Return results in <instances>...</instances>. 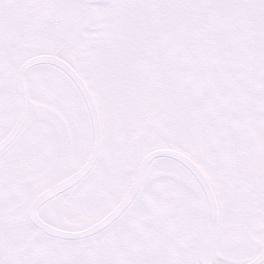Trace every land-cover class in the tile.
Listing matches in <instances>:
<instances>
[{
    "label": "snow or ice",
    "instance_id": "obj_1",
    "mask_svg": "<svg viewBox=\"0 0 264 264\" xmlns=\"http://www.w3.org/2000/svg\"><path fill=\"white\" fill-rule=\"evenodd\" d=\"M44 8L61 15L63 53L23 49L29 20ZM149 9L242 10L256 46L234 67L222 62L219 38L186 52L158 98L122 109L111 82L135 72L133 50L111 62L110 42L101 39L82 64L72 40L101 10ZM161 104L201 125L179 154L153 143ZM45 141L57 150L42 155L38 183L12 192L11 173L29 171L25 157ZM10 200L30 229L58 245L106 237L141 208L158 228L179 207L177 238L163 251L137 247L111 264H264V0H0V264H87L18 255ZM66 218L73 227L61 231ZM221 246L226 261L217 258Z\"/></svg>",
    "mask_w": 264,
    "mask_h": 264
},
{
    "label": "rangeland",
    "instance_id": "obj_2",
    "mask_svg": "<svg viewBox=\"0 0 264 264\" xmlns=\"http://www.w3.org/2000/svg\"><path fill=\"white\" fill-rule=\"evenodd\" d=\"M146 10H103L102 14H105L106 16L103 17H90L92 20V23L97 24L98 28L93 33H89L87 36V39H85L84 42L79 44L78 51H81V53L78 54L77 60L82 64H87L88 62V51L89 48L95 44L96 41L101 39H107L110 42V47L108 50V58L110 61L117 63L120 61V59H115L113 57V50L119 46L115 40L116 35L118 34H131L133 32H137L140 27L137 25V18L135 20H131L129 17H141L138 15L146 14ZM248 23V17L242 19L241 24L237 25L238 28L241 30H245L246 25ZM229 31V29H228ZM246 32V31H245ZM239 36L243 33L239 31ZM203 39V38H202ZM244 46H241L240 48H243ZM201 50V49H200ZM244 51V50H243ZM236 52V50H234ZM85 56V57H84ZM144 59L148 60V55H143ZM151 58H153V53H151ZM136 63H139L136 61ZM138 78L141 79V83L139 84H133L128 83L129 79L132 81L136 80L133 79V77L127 79L125 75L120 76L118 79L112 81L111 87L116 93L117 96V104L122 109H130L135 104L143 101V100H154L158 98L160 95H153L152 89H151V80L153 79V75H150V71L147 69H144L143 72L138 73ZM135 82V81H134ZM46 83V80L44 81ZM116 88L117 91L114 89ZM101 109H103V103L101 101ZM157 110L160 112L159 116V123L158 126L154 128L153 130V142L157 141H169L173 142L174 144L180 146L186 143L187 137L191 134V132H194V127L188 124L187 127H185V122L182 123L180 120L179 115H168L166 106L163 104L159 105ZM184 124V126H183ZM49 123L47 121H42L40 124L41 128H47L49 127ZM183 126V127H182ZM51 127V126H50ZM201 125H196V131H201ZM55 142H42L41 144L37 145L36 149L34 150V153L29 154L25 157V160L23 161V167L29 169V171L21 172L19 170H13L9 177V186L10 190L12 192H15L17 190H21L19 188V184L22 179H31V183L29 182L27 184V188H32L41 178L42 169L40 166V161L42 155H46L49 153H52V149L54 148ZM43 174V173H42ZM168 197H164L161 201V203H164V200H167ZM139 211L142 213L141 215H144L145 213L144 209L141 208ZM178 216L179 215V207L176 209ZM9 217V224L11 226L12 232H13V248L14 250L19 247L20 244L23 243L24 239H26L25 242V250L26 253L24 254H31V255H42V259L45 260H65L67 255L70 254L72 257L73 254L77 253H85L86 255L90 254H96L99 252L98 246L95 245L94 250H92V246H86L84 243L79 244L77 249H73L71 246L69 248L63 249L61 247L60 249L54 250L51 243L44 242L42 239H37L33 241L32 244H29L28 242L32 240L31 234L33 233V230L30 229L26 223L22 220V217L20 215V205L15 200H10L9 206H8V213ZM67 219V218H66ZM151 221L153 222V217L151 215ZM70 220V219H68ZM71 221V220H70ZM139 221H136L138 223ZM151 228V226L149 225ZM155 232H157V238L162 237L161 234L158 233V229L152 228ZM158 230V231H157ZM25 235V236H24ZM28 243V244H27ZM38 245V246H37ZM146 247L153 248V249H159L163 251L165 249V245L155 243L154 245L144 244ZM142 247L141 245H137L134 248ZM37 248V249H36ZM116 248V247H115ZM115 248H112L111 250H115ZM130 249V251L127 253V256L129 253L134 249ZM41 249H43V252H41ZM222 252L227 253L223 246H221ZM52 250L53 252L51 254H47L48 251ZM110 250V251H111ZM30 251V252H29ZM113 252V251H112ZM99 253H102L100 251ZM66 255V256H64ZM108 256V255H107ZM111 260L110 257L108 256ZM85 259H91L90 257H86ZM93 262V261H91ZM104 262V261H103ZM95 264V263H94ZM104 264V263H103Z\"/></svg>",
    "mask_w": 264,
    "mask_h": 264
},
{
    "label": "flooded vegetation",
    "instance_id": "obj_3",
    "mask_svg": "<svg viewBox=\"0 0 264 264\" xmlns=\"http://www.w3.org/2000/svg\"><path fill=\"white\" fill-rule=\"evenodd\" d=\"M202 10L203 13L208 12L210 13L213 10H206V9H192V10H161V9H149L148 15L150 17H203L199 14V11ZM160 11H163L165 13H161ZM218 17H248L245 12L242 10H220ZM227 12V13H224ZM94 17H98L97 15H94ZM61 23V15L60 13L55 9H38L36 10L31 19L29 20V24L32 25L31 34L24 40L23 45L26 44V42H30L34 40L35 38H39L42 35H47L49 33L50 36H53L52 34H57L55 37H58L57 43L59 45H64L63 38L61 34L58 31H55L59 24ZM92 27L90 23L88 22L80 31L76 33L72 40V49L76 47L77 42L81 39V37H85L89 31V28ZM51 33V34H50ZM129 49L133 50V53L137 50H142V48L134 47V46H128L124 47L117 52L119 53H127ZM175 229V228H174ZM119 232L117 231V234ZM171 234L165 233L164 241L170 242L171 240H174L176 238H172L170 236ZM120 238L117 237L116 241L120 242Z\"/></svg>",
    "mask_w": 264,
    "mask_h": 264
},
{
    "label": "water",
    "instance_id": "obj_4",
    "mask_svg": "<svg viewBox=\"0 0 264 264\" xmlns=\"http://www.w3.org/2000/svg\"><path fill=\"white\" fill-rule=\"evenodd\" d=\"M54 59H55V62L57 65H62L64 67H67V62L64 58H61L59 56H55ZM158 150H160V149H158ZM163 150H165V151H176V150H172V149H163ZM176 152H177V154H179L178 151H176Z\"/></svg>",
    "mask_w": 264,
    "mask_h": 264
}]
</instances>
